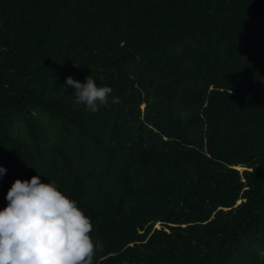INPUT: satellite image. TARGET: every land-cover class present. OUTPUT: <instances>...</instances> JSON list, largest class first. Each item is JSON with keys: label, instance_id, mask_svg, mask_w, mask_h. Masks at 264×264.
<instances>
[{"label": "trees", "instance_id": "trees-1", "mask_svg": "<svg viewBox=\"0 0 264 264\" xmlns=\"http://www.w3.org/2000/svg\"><path fill=\"white\" fill-rule=\"evenodd\" d=\"M0 165V208L36 170L76 200L94 264H264V0H0Z\"/></svg>", "mask_w": 264, "mask_h": 264}, {"label": "clouds", "instance_id": "clouds-1", "mask_svg": "<svg viewBox=\"0 0 264 264\" xmlns=\"http://www.w3.org/2000/svg\"><path fill=\"white\" fill-rule=\"evenodd\" d=\"M66 86L75 89V103L91 113L107 105L113 91L107 84L98 85L91 75L83 83L67 76ZM111 102L119 103V97ZM36 172L28 179H14L5 193L7 203L0 208V264H94L103 245L90 235V217L55 179ZM5 173L0 165V176Z\"/></svg>", "mask_w": 264, "mask_h": 264}, {"label": "rangeland", "instance_id": "rangeland-1", "mask_svg": "<svg viewBox=\"0 0 264 264\" xmlns=\"http://www.w3.org/2000/svg\"><path fill=\"white\" fill-rule=\"evenodd\" d=\"M238 169L239 170H242L243 168L239 167ZM156 227H159V224L158 223L156 224Z\"/></svg>", "mask_w": 264, "mask_h": 264}, {"label": "bare ground", "instance_id": "bare-ground-1", "mask_svg": "<svg viewBox=\"0 0 264 264\" xmlns=\"http://www.w3.org/2000/svg\"><path fill=\"white\" fill-rule=\"evenodd\" d=\"M237 168H239V167H237Z\"/></svg>", "mask_w": 264, "mask_h": 264}]
</instances>
